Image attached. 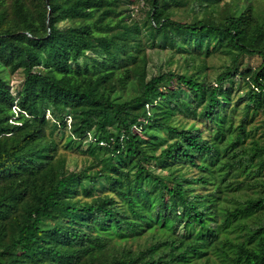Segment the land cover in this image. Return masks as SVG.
<instances>
[{
    "label": "trees",
    "instance_id": "trees-1",
    "mask_svg": "<svg viewBox=\"0 0 264 264\" xmlns=\"http://www.w3.org/2000/svg\"><path fill=\"white\" fill-rule=\"evenodd\" d=\"M257 3L0 0V264H264Z\"/></svg>",
    "mask_w": 264,
    "mask_h": 264
},
{
    "label": "rangeland",
    "instance_id": "rangeland-1",
    "mask_svg": "<svg viewBox=\"0 0 264 264\" xmlns=\"http://www.w3.org/2000/svg\"><path fill=\"white\" fill-rule=\"evenodd\" d=\"M258 3L257 5L261 7L262 10H264V0H257ZM146 8L144 7V4L141 3L139 5V8ZM135 13H138L139 17H141L142 13H140V11H138V9H134ZM201 54L203 56H205V52L202 50ZM166 56L164 54V52H159V51H151L149 52V65H148V75L152 76L154 74H158L160 72L165 71L166 68V60H165ZM82 62V61H81ZM252 64H256L258 62L257 59H252L251 60ZM225 60L218 57V56H212L209 55L207 58V70L204 71H200L199 72V76H205L208 75V78L210 80H214L215 76L224 68L225 65ZM179 64H176L174 67L178 68ZM23 82V74L18 71L17 73H15L13 76L10 77V87H11V91L13 92V94H16V92L18 91V89L20 88L21 84ZM238 83L240 82V80L237 81ZM130 91L132 92V90L130 89ZM128 92L125 94L127 95ZM243 95V94H242ZM241 95V96H242ZM48 117V116H47ZM74 157H72V160H76V163H72L70 168L73 169H80L81 167V157L76 154L73 153ZM77 164V165H75ZM155 171L159 172V170L157 169L156 166H154L153 168Z\"/></svg>",
    "mask_w": 264,
    "mask_h": 264
},
{
    "label": "built area",
    "instance_id": "built-area-1",
    "mask_svg": "<svg viewBox=\"0 0 264 264\" xmlns=\"http://www.w3.org/2000/svg\"><path fill=\"white\" fill-rule=\"evenodd\" d=\"M14 111L18 110V108L16 106L13 107Z\"/></svg>",
    "mask_w": 264,
    "mask_h": 264
}]
</instances>
